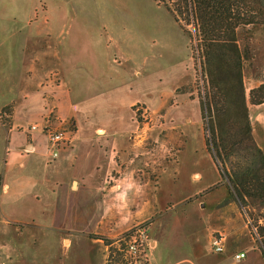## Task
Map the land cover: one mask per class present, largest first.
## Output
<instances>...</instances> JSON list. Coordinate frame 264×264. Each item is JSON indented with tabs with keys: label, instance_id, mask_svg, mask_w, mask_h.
<instances>
[{
	"label": "crops",
	"instance_id": "0c3cea01",
	"mask_svg": "<svg viewBox=\"0 0 264 264\" xmlns=\"http://www.w3.org/2000/svg\"><path fill=\"white\" fill-rule=\"evenodd\" d=\"M65 3L0 0V111L12 107L10 124H0V264H103V251L99 258L95 249L100 239L91 236L105 235L103 188L114 169L113 154L131 150L129 135L137 126L133 107L167 106L165 117L171 121L195 127L201 118L202 123L195 99L167 104L187 78L190 63L189 38L170 12L155 3L157 12L145 17L143 32L133 22L122 26L113 19L87 18L77 22L73 34L65 30L74 26ZM12 38L20 44L10 51ZM263 106L255 105L251 115L261 123ZM52 110L55 120L74 121L76 127L56 157L48 153L46 134L30 130L34 122L42 126ZM258 145L264 151V143ZM200 149H192L194 155ZM208 157L218 170L209 151ZM201 160L194 158V168ZM192 176L201 178L197 172ZM194 203L182 207L194 224L191 218L185 226L177 222L179 232L198 235V222L202 228L199 213H190ZM222 213L228 224L226 250L203 258L194 240L180 249H165L162 240L159 254L154 250L155 264H169V254L177 251L170 264H250L245 227L239 224L242 212L230 202ZM207 217L211 223L219 219L215 213ZM240 252L246 256L237 260ZM255 258L251 264H264L260 254Z\"/></svg>",
	"mask_w": 264,
	"mask_h": 264
},
{
	"label": "rangeland",
	"instance_id": "374dc122",
	"mask_svg": "<svg viewBox=\"0 0 264 264\" xmlns=\"http://www.w3.org/2000/svg\"><path fill=\"white\" fill-rule=\"evenodd\" d=\"M54 2L57 4L66 2L65 5L70 10L68 23H73L74 26H68L65 30L71 28L73 34L77 22L87 18H91L90 20L93 21H101L103 18L105 20L113 19L122 26L133 22L137 24V30L143 32L146 26L145 17L150 18L153 13H156L155 3L159 5L154 0H54ZM167 11L176 21L173 13ZM177 23L189 38L187 44L190 62L189 73L183 83L174 89L167 104L177 106L183 98H188L195 99L201 105L205 90L194 25L193 23L188 24L186 19L182 20L183 24ZM239 38L241 46L249 45L251 50V57L245 61L244 66L246 99L249 110H252V112L250 111L251 116L255 104L250 102V92L253 88L264 83V27L248 26L247 29H241ZM8 44H10L9 50L11 51L18 47L20 42L12 38ZM115 59L117 62L119 61L118 57ZM8 106H10L9 111L3 109L6 106L0 111V124L5 127L11 121L12 107ZM166 107L151 108L153 110H147L140 105L133 107L137 126L129 135L131 138L127 146H130L131 150L127 154H123V151L113 154L112 166L114 169L107 173L105 188H103L106 195L102 199L104 210L107 212V219H104L106 229L102 230L105 235L91 236L100 239L99 246L95 247L100 254L99 258L102 257L101 252L103 251L105 256L103 264H155L154 250L156 249V254H159L158 248L161 246L162 240H166L163 246L165 249L171 245L172 249L176 247L180 249L179 246L185 248L189 242L194 240L195 244L202 247L201 255L205 256L203 258L220 254L214 251L212 245L213 237L220 234V230L216 231L215 226L223 225L225 227H222V230H226L228 225L224 220L226 215L220 214V211L222 212L228 203L234 202L242 212L239 224L245 227L244 236L248 242L249 251L246 259L251 260L248 263L254 262L256 254H260L264 259L258 233V226L264 225V208L255 205L247 209L229 197L225 179L221 178L218 166V170H215L210 157H208L206 138L209 132L205 128L203 117L202 123L200 118L195 127L185 125L184 122L177 123L165 117ZM54 110L51 111L53 115V117L50 116L51 125L53 128L65 130L66 136H68V140L63 146L65 148L70 143L71 136L76 129L75 123L74 121L60 123L55 120ZM261 110L264 115V106ZM251 121L257 143H264V126H261L264 123L253 117ZM34 124L38 125V122L32 123L30 130ZM42 126L38 127L46 134L48 145H50L47 131H43ZM198 147L202 149L194 155L192 149ZM48 153L50 154L49 150ZM200 157L202 158L200 165L194 168V158ZM194 172L200 173L201 178L197 179L198 176L194 178L192 176ZM184 177L188 180L184 181ZM208 183L212 184L198 192ZM193 201H195V207L190 210V213H199L200 219L203 220L202 228H200L198 220V224H195L199 227L198 235H188L184 230L180 232L176 230L177 222L184 226L189 223L192 215H184L182 207ZM229 212L232 213L230 210ZM210 213H215L219 219H215L211 223L210 219H207ZM194 221L195 219L191 218L192 224ZM222 232L225 235L224 250H226L229 235L227 230ZM133 235L138 240L144 238L145 241L144 246L141 247V253L135 257L136 260L130 261L131 258L126 247ZM208 237L209 240L206 239ZM155 240H158L156 248H154ZM177 252L173 256L172 253L169 254L167 259L169 264L176 260Z\"/></svg>",
	"mask_w": 264,
	"mask_h": 264
},
{
	"label": "trees",
	"instance_id": "16d2710c",
	"mask_svg": "<svg viewBox=\"0 0 264 264\" xmlns=\"http://www.w3.org/2000/svg\"><path fill=\"white\" fill-rule=\"evenodd\" d=\"M154 1L171 11L177 22L186 19L194 25L204 80L206 145L229 197L247 209L264 208V151L253 134L244 81L251 50L239 42L241 29L264 27V0ZM250 102L264 103V83L251 90ZM3 109L9 111L10 106ZM258 227L264 257V225Z\"/></svg>",
	"mask_w": 264,
	"mask_h": 264
},
{
	"label": "built area",
	"instance_id": "2783aa9c",
	"mask_svg": "<svg viewBox=\"0 0 264 264\" xmlns=\"http://www.w3.org/2000/svg\"><path fill=\"white\" fill-rule=\"evenodd\" d=\"M44 125L42 126L43 131H47V135L49 138V151L50 155L52 157H56L59 152L62 150L63 146L67 142L68 136H66L65 130L61 128H53L51 125V119L50 115L46 117L44 121ZM39 128L38 125L34 124L31 126L32 130H35ZM144 238L137 239L134 235L132 236V239H130L127 243L126 251L129 254V257L131 258L130 261L136 260L135 257L138 256V254L141 253V247L144 246ZM213 249L217 253H221L224 251L225 246V235L220 233L219 236L213 237ZM246 256L245 252H240L235 254V258L237 260H241Z\"/></svg>",
	"mask_w": 264,
	"mask_h": 264
}]
</instances>
